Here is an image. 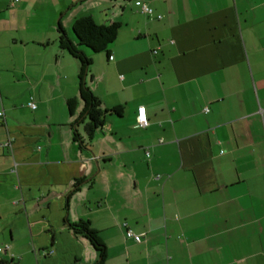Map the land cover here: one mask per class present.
<instances>
[{"label": "crops", "instance_id": "1", "mask_svg": "<svg viewBox=\"0 0 264 264\" xmlns=\"http://www.w3.org/2000/svg\"><path fill=\"white\" fill-rule=\"evenodd\" d=\"M87 16L121 24L86 80L122 114L80 147ZM0 114V264H95L81 221L105 264H264V0H0Z\"/></svg>", "mask_w": 264, "mask_h": 264}, {"label": "trees", "instance_id": "2", "mask_svg": "<svg viewBox=\"0 0 264 264\" xmlns=\"http://www.w3.org/2000/svg\"><path fill=\"white\" fill-rule=\"evenodd\" d=\"M120 27L121 24L117 22L100 25L90 16L81 17L75 21L73 26V32L76 37L75 42L68 38L66 31L62 27L58 29L60 47L66 50L80 63L79 88L80 99L84 102V110L73 124V127H76L73 129L74 142H77L80 147L92 143L96 134L104 127L109 115L122 114L121 107L103 109L100 99L92 92L86 80L93 64L89 52L109 53L112 44L117 39ZM75 103L76 101L74 99L68 101L71 113L74 111ZM86 120L85 132L87 144L85 138H83L77 130V125L84 121L86 122ZM84 181V178L74 179L72 184L74 188L73 193L79 190L80 185L83 184ZM69 226L76 234L84 235L91 242L98 255V260L95 264H105L107 259L106 245L100 238L99 233L91 227L90 222L81 221L79 223H69Z\"/></svg>", "mask_w": 264, "mask_h": 264}, {"label": "built area", "instance_id": "3", "mask_svg": "<svg viewBox=\"0 0 264 264\" xmlns=\"http://www.w3.org/2000/svg\"><path fill=\"white\" fill-rule=\"evenodd\" d=\"M19 1L20 0H12V4L15 5ZM136 6L138 8H140L142 13L147 14L149 16L153 15V10L146 3L142 2V1H137ZM159 18H161V17L159 16ZM155 53L157 54V51ZM30 106L33 109L37 108V106L34 102H31ZM0 115H3V114H0ZM138 124L141 128H147L150 125V122H149V119L147 116V112H146V108L144 106H141L138 109ZM126 238L133 239L135 242H141L142 241L141 235L134 233L131 229L126 230ZM9 250H10V247L8 245L6 247H1L0 253H6Z\"/></svg>", "mask_w": 264, "mask_h": 264}, {"label": "rangeland", "instance_id": "4", "mask_svg": "<svg viewBox=\"0 0 264 264\" xmlns=\"http://www.w3.org/2000/svg\"><path fill=\"white\" fill-rule=\"evenodd\" d=\"M97 253V252H96Z\"/></svg>", "mask_w": 264, "mask_h": 264}]
</instances>
